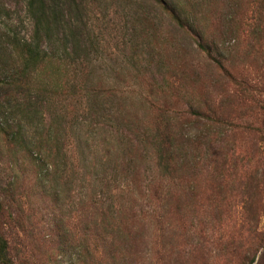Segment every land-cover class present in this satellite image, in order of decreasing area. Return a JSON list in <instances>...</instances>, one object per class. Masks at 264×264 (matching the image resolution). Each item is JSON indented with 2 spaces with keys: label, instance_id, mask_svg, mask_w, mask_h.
Instances as JSON below:
<instances>
[{
  "label": "rangeland",
  "instance_id": "374dc122",
  "mask_svg": "<svg viewBox=\"0 0 264 264\" xmlns=\"http://www.w3.org/2000/svg\"><path fill=\"white\" fill-rule=\"evenodd\" d=\"M26 1L0 0L15 264H264V0H84L88 54L25 74Z\"/></svg>",
  "mask_w": 264,
  "mask_h": 264
},
{
  "label": "trees",
  "instance_id": "16d2710c",
  "mask_svg": "<svg viewBox=\"0 0 264 264\" xmlns=\"http://www.w3.org/2000/svg\"><path fill=\"white\" fill-rule=\"evenodd\" d=\"M152 1L164 5L167 11L179 19L180 10L172 1ZM26 2L28 14L33 22L34 40L37 43L33 45V43L26 42L23 47V72L25 74L38 61V48H41L47 40L58 42L64 46V53L68 58L76 60L82 54H88L93 43L86 33L87 15L83 7L84 0H27ZM3 214L4 207L0 200V264H15L11 257L9 240L2 227Z\"/></svg>",
  "mask_w": 264,
  "mask_h": 264
}]
</instances>
